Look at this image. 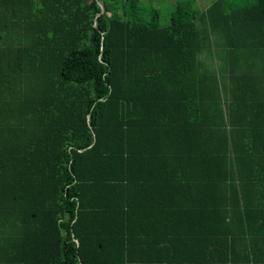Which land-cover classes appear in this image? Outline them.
<instances>
[{
    "label": "trees",
    "instance_id": "1",
    "mask_svg": "<svg viewBox=\"0 0 264 264\" xmlns=\"http://www.w3.org/2000/svg\"><path fill=\"white\" fill-rule=\"evenodd\" d=\"M149 1L0 0V264H264V0Z\"/></svg>",
    "mask_w": 264,
    "mask_h": 264
},
{
    "label": "rangeland",
    "instance_id": "2",
    "mask_svg": "<svg viewBox=\"0 0 264 264\" xmlns=\"http://www.w3.org/2000/svg\"><path fill=\"white\" fill-rule=\"evenodd\" d=\"M147 1V0H143ZM180 0H152L147 2L148 7H154L160 11V23L166 25L170 21L171 14L174 12L176 4ZM101 2V1H100ZM196 6L202 10L208 6L211 0H194ZM105 9V8H104ZM149 12V11H148ZM142 21L149 22L152 20L151 14H145L141 18Z\"/></svg>",
    "mask_w": 264,
    "mask_h": 264
},
{
    "label": "crops",
    "instance_id": "3",
    "mask_svg": "<svg viewBox=\"0 0 264 264\" xmlns=\"http://www.w3.org/2000/svg\"><path fill=\"white\" fill-rule=\"evenodd\" d=\"M232 1H234V0H232ZM236 1H239L241 4L242 3H245V1H242V0H236ZM229 3L231 2V1H228ZM228 2H227V5H228ZM210 4V3H209ZM208 4V5H209ZM230 6H231V4H230ZM198 8V7H197ZM206 8H207V6H206ZM206 8L204 9V10H206ZM200 9V8H199ZM201 11H204V10H202V9H200Z\"/></svg>",
    "mask_w": 264,
    "mask_h": 264
},
{
    "label": "water",
    "instance_id": "4",
    "mask_svg": "<svg viewBox=\"0 0 264 264\" xmlns=\"http://www.w3.org/2000/svg\"><path fill=\"white\" fill-rule=\"evenodd\" d=\"M100 6H101V9H102V12H103L104 11V8H105L103 2H100Z\"/></svg>",
    "mask_w": 264,
    "mask_h": 264
},
{
    "label": "built area",
    "instance_id": "5",
    "mask_svg": "<svg viewBox=\"0 0 264 264\" xmlns=\"http://www.w3.org/2000/svg\"><path fill=\"white\" fill-rule=\"evenodd\" d=\"M99 4H100V2H99Z\"/></svg>",
    "mask_w": 264,
    "mask_h": 264
}]
</instances>
